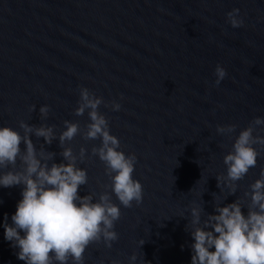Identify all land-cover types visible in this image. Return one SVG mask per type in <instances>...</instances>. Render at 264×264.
Listing matches in <instances>:
<instances>
[{"label": "water", "instance_id": "water-1", "mask_svg": "<svg viewBox=\"0 0 264 264\" xmlns=\"http://www.w3.org/2000/svg\"><path fill=\"white\" fill-rule=\"evenodd\" d=\"M233 9L244 21L239 28L227 22ZM218 64L227 73L219 85ZM82 87L109 105L99 111L120 150L135 154L133 178L143 186L142 202L131 208L112 195L121 211L118 239L111 248L103 240L91 244L84 264H191L194 241L186 225L193 202L204 216L215 204L237 198L246 204L244 192L264 169V148L255 145L261 155L236 182L237 192L217 187L235 137L254 118H264V0H0V126L22 134L21 120L55 125L57 136L64 120L83 128L90 122L87 110L74 115ZM42 105L50 106L43 121ZM233 124L231 139L216 131ZM261 129L254 135L264 137ZM32 139L37 148L44 143ZM100 144L78 134L66 145L75 153L87 149L80 167L88 184L80 196L90 192L98 199L110 183L104 163L91 156ZM45 149L62 161L58 140ZM21 191L0 187V224L5 214L11 223ZM17 251L0 227V264H25Z\"/></svg>", "mask_w": 264, "mask_h": 264}, {"label": "clouds", "instance_id": "clouds-1", "mask_svg": "<svg viewBox=\"0 0 264 264\" xmlns=\"http://www.w3.org/2000/svg\"><path fill=\"white\" fill-rule=\"evenodd\" d=\"M239 12L233 9L227 13V22L233 28L244 24ZM215 75V83L219 85L227 73L218 64ZM101 104L109 106L102 97L80 88L74 115L82 116L87 110L90 122L81 128L78 122L64 120L65 130L59 136L55 125H35L21 120L22 134L10 126H0V187L22 186V199L11 216V223L5 214L0 227L4 229V239L18 249L17 259L25 264H84V254L91 244L103 240L111 248L118 239L114 226L121 211L112 195L124 208H131L133 201L139 205L143 200V186L133 178L136 156L120 150L119 139L110 134L108 120L99 111ZM120 107L119 103H111L113 111H119ZM29 110L35 111L36 106H30ZM49 112L50 106H40V120L47 119ZM261 125L264 118H254L235 137L231 151L223 158L227 171L226 175L216 177L217 187L223 185L229 195L237 192L236 182L257 164L261 153L255 145L264 148V137L254 132ZM236 127L218 126L216 131L231 139ZM78 134L86 141H101L100 146L91 148V156L104 163L110 183L104 185L106 190L98 199L90 192L79 195L80 187L88 184L87 170L80 167L89 158L87 149L82 146L75 153L66 146ZM32 136L37 140L43 138L44 143L37 148ZM54 140L59 141L60 163L55 162L57 153L45 149V144L51 145ZM249 189L244 192L246 204L242 198L215 204L214 213L206 216L202 215L203 206L193 202L186 225L194 241L190 245L191 264H264V169ZM245 208L247 214L242 211ZM139 243L141 246L144 241ZM130 259L136 261V254Z\"/></svg>", "mask_w": 264, "mask_h": 264}]
</instances>
